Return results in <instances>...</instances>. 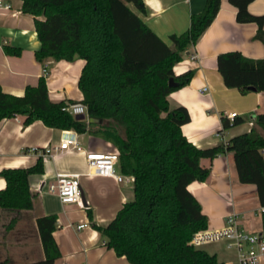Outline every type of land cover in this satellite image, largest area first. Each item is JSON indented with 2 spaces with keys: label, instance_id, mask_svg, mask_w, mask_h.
Returning <instances> with one entry per match:
<instances>
[{
  "label": "trees",
  "instance_id": "trees-1",
  "mask_svg": "<svg viewBox=\"0 0 264 264\" xmlns=\"http://www.w3.org/2000/svg\"><path fill=\"white\" fill-rule=\"evenodd\" d=\"M249 1L228 0L236 7L237 22L257 24L253 37L264 44V15L249 13ZM218 6L219 0H204L203 9L190 16L188 28L170 34L167 44L140 19L142 0H21L20 11L32 16L39 40L36 59L85 60L77 88L87 119H75L65 110L69 103L51 101L41 75L35 86L26 85L19 96L0 88V120L22 115L24 123L38 119L47 127L87 132L115 146L118 172L134 178L133 199L124 202L104 227H94L105 244L130 264H223L215 254L189 243L194 232L207 227L206 215L186 188L208 176V168L199 165L202 157L232 153L238 181L256 187L264 229V113L256 114L248 132L235 134L218 146L198 149L181 132L188 111L181 106L171 108L167 102V94L193 75L192 70L175 75L172 66L196 43ZM4 51L16 55L19 50L5 45ZM216 56L224 86L242 93L250 87L264 91V58H246L235 50ZM169 78L174 85L168 84ZM221 122L226 129L241 119L235 117L230 123L221 117ZM42 168L38 157L32 166L0 170L5 180L0 209L31 208L27 176L41 173ZM14 221L11 218L7 225ZM54 222V215L36 219L43 257L24 264H53L58 256L52 238Z\"/></svg>",
  "mask_w": 264,
  "mask_h": 264
},
{
  "label": "crops",
  "instance_id": "crops-1",
  "mask_svg": "<svg viewBox=\"0 0 264 264\" xmlns=\"http://www.w3.org/2000/svg\"><path fill=\"white\" fill-rule=\"evenodd\" d=\"M8 7H0V88L11 95L19 96L26 85L35 86L46 68V93L52 101H81L82 93L77 88L79 73L85 60L74 58L55 60L36 59L39 40L33 28L30 14L20 11L21 0H0ZM144 12L139 17L161 40L170 44V34H180L189 26V18L203 9L204 0H142ZM247 10L253 15H264V0H250ZM218 11L194 45L181 54V60L172 66L179 75L192 70L193 75L182 87L167 94L168 106L185 107L189 119L181 126L183 136L196 148H209L228 141L232 136L248 132L256 114L264 113V91L250 89L242 93L239 89L224 86L216 69L218 53L238 51L246 58H264V44L255 39L257 24L252 21L237 22L236 7L228 0H219ZM264 31V20H263ZM17 48L18 54H8L4 46ZM204 88V89H203ZM241 122L222 129L221 117L234 113ZM0 120V170L29 167L40 157L42 172L29 174L28 189L32 194L29 209L19 211L1 210L0 264H24L39 261L43 257L36 219L43 215L55 216L52 231L58 256L53 264H130L125 256H117L105 244L104 237L94 227H104L121 205L133 199L132 184L116 182L109 176L83 175L86 171V150L116 151L115 146L89 133H77L81 148L60 150L58 146L64 131L45 126L40 120L24 123V116L16 115ZM87 119V115L84 120ZM48 147L50 152L41 155L32 148ZM264 158V149L261 150ZM199 165L208 168L203 182L192 181L186 188L193 194L206 215L207 227L223 226L225 217L235 214L238 222L248 232L262 228L260 203L254 184L240 183L234 170L231 152L218 153L213 158L202 157ZM118 170V165H116ZM80 174L79 189L84 205L61 203L56 194L46 187L53 182L56 173ZM5 180L0 176V190ZM90 211V215L88 214ZM11 218H15L8 226ZM85 223L86 227L76 228ZM208 249H199L215 254L223 264H238L237 255L225 243ZM211 243V242H206ZM255 264H264V257Z\"/></svg>",
  "mask_w": 264,
  "mask_h": 264
},
{
  "label": "built area",
  "instance_id": "built-area-1",
  "mask_svg": "<svg viewBox=\"0 0 264 264\" xmlns=\"http://www.w3.org/2000/svg\"><path fill=\"white\" fill-rule=\"evenodd\" d=\"M0 7L7 8V4H2ZM46 74V68L41 69V75ZM204 89V88H203ZM65 110L72 115L83 114L84 118L87 115L85 106L81 101H72L66 104ZM235 116L234 113H227L225 118L232 123ZM17 120V116H13ZM58 146H53V149L66 150L70 148L80 149L81 146L76 140V131L69 130L62 133L61 140ZM31 151L46 155L50 149L46 146L43 149L32 148ZM118 154L116 151H94L86 150L84 159L86 160V171L83 175L92 176H109L116 182L132 184L134 178L132 175L118 172L116 165L118 162ZM80 174L71 172L56 173L53 182L46 187L47 192L56 194L61 203H75L79 206L81 203V192L79 189ZM262 207H260V211ZM226 223L217 229L204 228L191 235L189 243L192 246H198L206 242L223 241L227 248H231L237 255L238 264H255L264 257V229L254 232H248L240 225L235 214H229L225 217ZM85 223L76 224L77 229L86 227Z\"/></svg>",
  "mask_w": 264,
  "mask_h": 264
},
{
  "label": "rangeland",
  "instance_id": "rangeland-1",
  "mask_svg": "<svg viewBox=\"0 0 264 264\" xmlns=\"http://www.w3.org/2000/svg\"><path fill=\"white\" fill-rule=\"evenodd\" d=\"M2 221H4V220H3L2 215H0V222H2ZM221 244H222V242L221 243L220 242H211V243H204V244H200V245H202L203 248L207 247L208 249H213V248L221 246ZM200 245H198V246H200Z\"/></svg>",
  "mask_w": 264,
  "mask_h": 264
},
{
  "label": "water",
  "instance_id": "water-1",
  "mask_svg": "<svg viewBox=\"0 0 264 264\" xmlns=\"http://www.w3.org/2000/svg\"><path fill=\"white\" fill-rule=\"evenodd\" d=\"M168 84L174 85L172 78L168 79ZM250 88L253 89L252 87H250ZM74 118L77 120H82V119H84V115L83 114H76V115H74ZM81 203H82V205H84V199H83L82 195H81Z\"/></svg>",
  "mask_w": 264,
  "mask_h": 264
}]
</instances>
